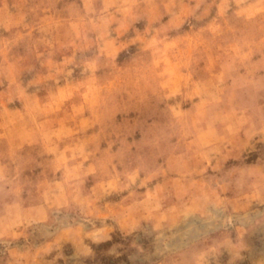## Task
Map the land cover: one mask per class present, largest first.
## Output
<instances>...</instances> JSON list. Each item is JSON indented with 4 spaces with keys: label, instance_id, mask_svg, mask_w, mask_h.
Instances as JSON below:
<instances>
[{
    "label": "clouds",
    "instance_id": "clouds-1",
    "mask_svg": "<svg viewBox=\"0 0 264 264\" xmlns=\"http://www.w3.org/2000/svg\"><path fill=\"white\" fill-rule=\"evenodd\" d=\"M0 264H264V0H0Z\"/></svg>",
    "mask_w": 264,
    "mask_h": 264
}]
</instances>
